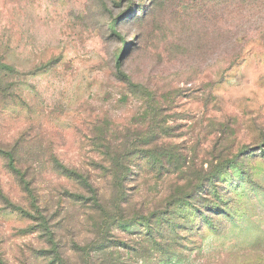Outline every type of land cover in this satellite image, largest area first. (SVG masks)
<instances>
[{
    "label": "rangeland",
    "instance_id": "374dc122",
    "mask_svg": "<svg viewBox=\"0 0 264 264\" xmlns=\"http://www.w3.org/2000/svg\"><path fill=\"white\" fill-rule=\"evenodd\" d=\"M0 264H264V0H0Z\"/></svg>",
    "mask_w": 264,
    "mask_h": 264
},
{
    "label": "trees",
    "instance_id": "16d2710c",
    "mask_svg": "<svg viewBox=\"0 0 264 264\" xmlns=\"http://www.w3.org/2000/svg\"><path fill=\"white\" fill-rule=\"evenodd\" d=\"M144 93L146 91V88L143 89ZM10 162L12 161L11 159L9 160ZM13 171H16L15 168H12Z\"/></svg>",
    "mask_w": 264,
    "mask_h": 264
}]
</instances>
